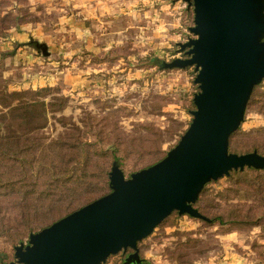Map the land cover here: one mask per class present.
Here are the masks:
<instances>
[{
	"label": "rangeland",
	"instance_id": "374dc122",
	"mask_svg": "<svg viewBox=\"0 0 264 264\" xmlns=\"http://www.w3.org/2000/svg\"><path fill=\"white\" fill-rule=\"evenodd\" d=\"M28 6L30 22L0 37V91L49 88L41 100L63 98L64 106L47 111L45 126L38 131L43 140L52 142L91 119L105 124L99 125L103 147L118 143L127 178L150 161L149 150L166 156L188 129L199 91L195 66L162 65L188 57V48L181 50L180 43L196 37L191 31L193 5L185 0H30ZM16 33L27 37L20 42ZM35 42L46 43L50 55H43ZM52 74L57 75L54 83L33 84L37 77ZM74 76L82 81L75 83ZM256 88L233 147L230 137L232 152L248 153L258 139L264 146V80ZM134 136L136 141H130ZM92 137L89 133L88 139ZM263 174L250 171L212 181L194 206L210 216L223 214L231 221L248 217L251 223L264 215V195H257L252 181ZM260 218L262 224L222 225L174 211L138 243L139 254L153 264H264ZM29 238L0 231L6 264L16 261L15 247ZM126 256L121 251L104 264H124Z\"/></svg>",
	"mask_w": 264,
	"mask_h": 264
},
{
	"label": "water",
	"instance_id": "95a60500",
	"mask_svg": "<svg viewBox=\"0 0 264 264\" xmlns=\"http://www.w3.org/2000/svg\"><path fill=\"white\" fill-rule=\"evenodd\" d=\"M194 7L196 35L185 59L168 68L195 66L192 121L179 142L154 165L127 178L115 166L111 191L66 215L15 247L7 264H104L133 249L177 211L206 217L194 206L207 184L246 167L264 169L257 150L230 151V137L245 120L254 89L264 80V0H185ZM49 56L46 43L35 42Z\"/></svg>",
	"mask_w": 264,
	"mask_h": 264
},
{
	"label": "trees",
	"instance_id": "16d2710c",
	"mask_svg": "<svg viewBox=\"0 0 264 264\" xmlns=\"http://www.w3.org/2000/svg\"><path fill=\"white\" fill-rule=\"evenodd\" d=\"M29 1L0 0V37L4 36L8 29L30 22ZM256 89L248 103L247 111L251 109L257 96ZM47 91L50 89L43 88L33 92L0 91L1 232L9 231L10 234L18 236L25 233L30 236L41 231L108 194L111 191L112 170L115 166L120 169L123 167V159L118 154V143H108L103 147L104 129L100 126L105 124L101 123L102 121L97 124L90 119L84 128L73 125L58 139L46 143L38 131L45 126L47 111H56L64 106L61 97H54L49 103L41 100L40 96H44ZM121 109L119 108L118 111ZM89 133H93L96 138L92 137L93 139L89 140ZM236 133L231 136V147ZM137 137H132L130 141L135 142ZM260 141L261 139L255 141L256 144L246 151L257 150L264 154V146L259 144ZM160 153L149 150L148 155L151 159L140 170L162 160L165 156ZM105 157L108 158V164ZM250 171L264 173V169L246 167L244 170L232 171L230 177ZM133 173L135 171H132L131 175ZM252 181L253 190L257 195H264V174ZM9 210L15 212L7 216ZM202 214L207 222L218 221L222 225L229 222L262 224L260 217H264V215L259 216L250 223L248 217L241 216L236 219L237 221H231L223 214L214 216ZM19 240H22L21 237ZM133 252V249L126 251L124 264H153L140 254V259L129 260L128 257ZM0 264H6L5 254L1 252Z\"/></svg>",
	"mask_w": 264,
	"mask_h": 264
},
{
	"label": "crops",
	"instance_id": "0c3cea01",
	"mask_svg": "<svg viewBox=\"0 0 264 264\" xmlns=\"http://www.w3.org/2000/svg\"><path fill=\"white\" fill-rule=\"evenodd\" d=\"M25 33H27V32H25ZM25 33L24 34H19V33H16V34H14L15 36H16V38H18L17 40L18 41H20L21 42V40H25L26 39V35H25ZM13 36V35H12ZM102 37V39L104 38L105 39V35L104 36H101ZM1 47V46H0ZM8 47H10V46H8ZM8 47H5V46H3L2 48L4 49V50H7L8 49ZM27 77V76H26ZM38 79H35V80H33V84L36 86V85H44V84H46L47 82H50V84H52V83H54V81H56L57 80V75H55V74H52V75H50V76H39V77H37ZM72 79L75 81V83H80L81 81H82V78L80 77V76H74V77H72Z\"/></svg>",
	"mask_w": 264,
	"mask_h": 264
}]
</instances>
